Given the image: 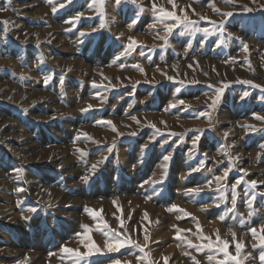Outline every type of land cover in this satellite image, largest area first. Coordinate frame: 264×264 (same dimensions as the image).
<instances>
[{
    "label": "rangeland",
    "instance_id": "374dc122",
    "mask_svg": "<svg viewBox=\"0 0 264 264\" xmlns=\"http://www.w3.org/2000/svg\"><path fill=\"white\" fill-rule=\"evenodd\" d=\"M174 2L0 0V264H261L264 0Z\"/></svg>",
    "mask_w": 264,
    "mask_h": 264
},
{
    "label": "snow or ice",
    "instance_id": "6c2138e0",
    "mask_svg": "<svg viewBox=\"0 0 264 264\" xmlns=\"http://www.w3.org/2000/svg\"><path fill=\"white\" fill-rule=\"evenodd\" d=\"M69 2H71V0H69ZM96 2H97V0H92V3L93 4H95ZM115 2H116V5L119 6L120 3L122 2V0H115ZM132 2L135 3V0H132ZM100 3L102 4L103 3V0H100ZM169 3L172 4V7L173 8L176 7V4H175L174 0H169ZM63 6L64 5H61V7H63ZM153 9L158 12V14H159L158 19H159V22L160 23H164L165 20L174 21V23H172V24H166L165 25V29L164 30H165L166 33H172L174 31V29L177 28V27H181L183 30H186L188 32L195 31L196 28H197V22L194 21V20H192V19H190L186 12L184 13L183 16H178L175 11H168V10H166L164 8L156 9L155 4H153ZM246 10H249L250 11V9H246ZM53 11L55 12L56 9L54 8ZM181 11L183 12L184 10L181 9ZM224 15L231 16L232 13H225ZM79 19H80V14H78L74 18L75 21H79ZM201 19H204V18L201 17ZM0 23L7 24L8 22L7 21H3V22H0ZM101 27H104V24L103 23L101 24ZM204 31H207V29H205ZM82 35H83V33H82ZM135 46H137V41H135L132 38H129V43L126 46V51L133 50ZM244 50H247V45L246 44L244 45ZM169 79H172V78L170 77ZM248 83H250V82H248ZM91 107L92 106L89 105V108L88 109H83L82 111H88V110L91 109ZM130 118L133 121H136L137 123H139V121L137 120V117L132 116ZM254 118L257 119V120L264 121V116H256L254 114ZM106 123L109 124V125L112 124L111 121H107ZM153 127H154V125H153ZM112 130L113 131H116L115 126H113V129ZM135 134H136L135 132L131 133V135H135ZM109 151H111V149H109ZM164 159L165 160H168L169 158L168 157H165ZM95 167H96V165H93V168H95ZM227 175H228V171H225L224 177H226ZM82 179H84L85 181H87L88 177L85 176ZM215 179H216V181H220L221 179H223V177H215ZM250 184H251V187L252 188H256L257 187V182L256 181H251ZM194 191H197L198 192L199 190L197 189V190H194ZM233 191H235V185H233ZM173 208L175 210H179V209H176V206H173ZM33 211H35V209H33ZM89 212H90V215H92L94 218L100 215V213L97 212L96 210H89ZM221 219H223V217H221ZM105 227H107V225H105ZM197 227L199 228V225H197ZM249 231H251V233H252V235L254 237L256 236V230L255 229H249ZM262 232H264V229H262ZM233 236H235L234 233H233ZM113 239L117 241L116 244H115V248H113V246L111 244L108 245V247L110 249H112V250H118L120 247H123L125 244L132 243L130 240H125L123 243H121L118 240V237H113ZM145 239H147V236H145ZM177 239H179V237H177ZM203 239L209 240L210 238L203 237ZM216 244L217 245H222V247L219 248V251L220 252H223V254H224L225 257H227L228 259H230L232 261H235V264H241V262H240V260L238 259L237 256H231L229 254L228 249H229V246L230 245H229V242L228 241L221 240L220 237H219V235H217ZM188 246L189 247H193V245L191 244V242H188ZM260 246L262 248H264V235H261V237H260ZM207 247L209 249H211L213 247L212 243L209 242L207 244ZM235 248H236V252L239 253L241 251V249H242V245L239 242H237L236 245H235ZM63 251L64 252H67V253H72L77 258H80L81 257V254L77 250H73V249H69V248L65 247L63 249ZM141 251H142V249H141ZM259 259L261 261V264H264V251H262L260 253ZM116 264H119V262H116Z\"/></svg>",
    "mask_w": 264,
    "mask_h": 264
},
{
    "label": "bare ground",
    "instance_id": "6f19581e",
    "mask_svg": "<svg viewBox=\"0 0 264 264\" xmlns=\"http://www.w3.org/2000/svg\"><path fill=\"white\" fill-rule=\"evenodd\" d=\"M51 23H53V22H51ZM155 24V23H154ZM51 26H52V24H51ZM59 26H61V25H59ZM155 26V25H154ZM158 26V25H157ZM52 27H55V24L52 26ZM52 27H51V29H52ZM152 29V28H151ZM49 30H50V28H49ZM123 30H124V28L123 27H120L119 29L117 28V29H115L113 32L116 34V33H118V32H123ZM55 31V30H54ZM143 31V30H142ZM149 32H151V31H149ZM162 32V31H161ZM152 33V32H151ZM45 34H49V32H45L44 34H43V36H41L40 38H42V37H44L45 36ZM51 35H53L52 33H51ZM153 35V34H152ZM54 38L56 37V38H58L59 39V35H57V33H54ZM50 37V36H49ZM148 37V36H147ZM140 40H144V37H143V34L141 35L140 34ZM155 38V37H154ZM37 40V39H36ZM150 40H151V38H150ZM145 42V41H144ZM158 60H160V59H158ZM157 60V61H158ZM162 60V59H161ZM161 62V61H160ZM158 64V63H157ZM156 64V65H157ZM85 67V66H84ZM103 69V68H102ZM85 70V69H84ZM83 70V71H84ZM101 71V70H100ZM105 73H107V74H109V71L108 70H106L105 71ZM94 74V73H93ZM92 74V75H93ZM96 78V77H95ZM1 85V84H0ZM40 95V94H39ZM42 95V94H41ZM29 97V96H28ZM43 97V96H42ZM45 97V96H44ZM18 100V99H17ZM29 100V99H28ZM30 101V100H29ZM53 101V100H52ZM14 102H15V100H14ZM18 102V101H17ZM28 103V102H27ZM91 104V103H90ZM89 130V129H88ZM89 131H91V130H89ZM87 132V131H86ZM96 132V131H95ZM94 133V132H93ZM95 137H96V135H94ZM100 136V135H99ZM76 143V142H75ZM31 147H35L34 145H30ZM60 146V145H59ZM58 146V147H59ZM71 147V146H70ZM80 147V146H79ZM40 148V147H39ZM46 148V147H45ZM76 148V147H75ZM80 149V148H79ZM30 150V149H29ZM32 151V150H31ZM55 151H54V149L52 148H49V149H46V150H39V151H36V150H33L30 154L31 155H33V156H39V154H42V156H44L45 157V155L46 156H48V155H51L52 153H54ZM62 152V151H61ZM56 155H62V157L61 158H63V159H61L62 160V162H65V163H67L68 164V166L69 165H72V164H70L71 162H69V159L67 158H65V156H63L64 155V152H62V153H57V154H55V156ZM73 155V154H72ZM28 156V155H27ZM41 156V155H40ZM41 156V157H42ZM54 157V156H53ZM56 161V165H59V164H62L61 163V161H60V163L59 162H57V160H55ZM54 161V162H55ZM99 161V160H98ZM70 167L71 166H69V169L68 168H66L65 169V171L66 172H70V170H72V169H70ZM80 169V168H79ZM90 171V170H89ZM91 173V172H90ZM75 174V173H74ZM80 176H82V175H80ZM79 176V177H80ZM105 180V179H104ZM77 182V181H76ZM73 183V182H72ZM36 187H38V188H45L49 193H55L54 191H53V189L52 188H49V187H47V186H43L42 184H40V185H38V186H36ZM35 187V188H36ZM38 190V189H37ZM34 192H35V190H34ZM112 192H113V190H112ZM111 191L109 192V195L112 193ZM36 195H39V191H37L36 192ZM47 197V196H46ZM44 198V197H43ZM66 199V201H67V199H70V197L69 198H65ZM43 201V200H42ZM52 202V200H51V196H50V198H45V200H44V203L45 204H48V203H51ZM74 213H76V212H73L71 215L72 216H74ZM91 225V224H90ZM89 225V226H90ZM87 228V227H86ZM77 241V240H76ZM99 242V241H98ZM102 242V240L100 241V244L98 243V245H96L95 244V246L93 245V246H86L85 245V252H82V248H83V246H82V248H81V244L82 243H79L78 241L77 242H74V241H67L66 243H65V246L67 247V248H69V249H73V250H77L80 254H92V253H95V254H98L97 253V250H103V251H106L105 249L107 248V247H105V245H103L104 243H101ZM67 253V252H66ZM70 254H72V253H67V254H65V256L66 257H68V256H70ZM58 255H61V254H58ZM60 257V256H59ZM74 257V256H73ZM70 258V257H69ZM52 263V262H51Z\"/></svg>",
    "mask_w": 264,
    "mask_h": 264
}]
</instances>
